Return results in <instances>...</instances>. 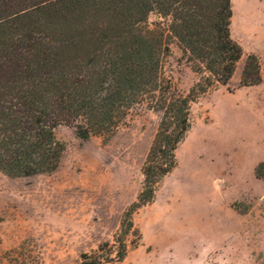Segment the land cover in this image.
Instances as JSON below:
<instances>
[{
  "label": "rangeland",
  "instance_id": "1",
  "mask_svg": "<svg viewBox=\"0 0 264 264\" xmlns=\"http://www.w3.org/2000/svg\"><path fill=\"white\" fill-rule=\"evenodd\" d=\"M230 34L242 59L225 87L190 107V129L176 150V167L158 184L152 203L132 215L137 234L117 264H264V82L239 88L245 56L264 65V0H230ZM168 53L163 75L183 94L198 76L169 19L150 14ZM160 114L134 107L110 137L79 139L60 126L64 152L52 173L10 178L0 173V264L28 242L41 264H76L112 243L125 209L141 190V167ZM264 175V169L261 170Z\"/></svg>",
  "mask_w": 264,
  "mask_h": 264
},
{
  "label": "trees",
  "instance_id": "2",
  "mask_svg": "<svg viewBox=\"0 0 264 264\" xmlns=\"http://www.w3.org/2000/svg\"><path fill=\"white\" fill-rule=\"evenodd\" d=\"M230 0H0V173L27 178L54 172L64 146L55 137L72 127L81 140L112 136L136 106L160 114L141 167L142 187L124 211L112 243L83 253L76 264H117L137 234L132 215L152 203L176 167L190 129V107L225 87L241 47L232 39ZM150 14L169 19L198 76L183 94L165 77L164 33ZM264 82V65L245 56L238 87ZM264 165L255 171L262 178ZM3 264H41L28 242L4 253Z\"/></svg>",
  "mask_w": 264,
  "mask_h": 264
}]
</instances>
